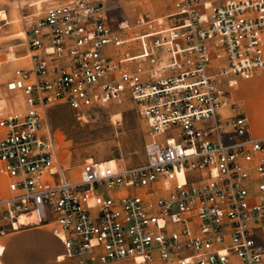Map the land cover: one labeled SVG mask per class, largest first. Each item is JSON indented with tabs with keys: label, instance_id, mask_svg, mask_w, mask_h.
Wrapping results in <instances>:
<instances>
[{
	"label": "built area",
	"instance_id": "1",
	"mask_svg": "<svg viewBox=\"0 0 264 264\" xmlns=\"http://www.w3.org/2000/svg\"><path fill=\"white\" fill-rule=\"evenodd\" d=\"M16 5L27 52L1 85L0 236L50 225L78 264H264V136L232 94L264 74V0H172L118 27L93 0ZM125 100L145 161L68 165L51 110Z\"/></svg>",
	"mask_w": 264,
	"mask_h": 264
},
{
	"label": "rangeland",
	"instance_id": "2",
	"mask_svg": "<svg viewBox=\"0 0 264 264\" xmlns=\"http://www.w3.org/2000/svg\"><path fill=\"white\" fill-rule=\"evenodd\" d=\"M93 1L104 6L114 27L126 22L133 24L140 13L151 15L152 18H163L172 10V0ZM16 7V0H0V61L3 63L0 74V115L11 110L14 103L12 95H7L3 90L2 83L15 68L26 64L22 57L27 50L17 37L20 22ZM2 12L7 14V20L1 19ZM10 53H14L16 59H9ZM51 119L54 127L61 132L62 155L68 165L78 168L91 159H120L127 165H139L146 159V125L130 100L95 108L84 119H78L76 113L66 106H57L51 110ZM14 242L17 247L16 258L22 264H54L50 259L58 250V245L47 231L34 230L16 235ZM109 264L137 263L124 260Z\"/></svg>",
	"mask_w": 264,
	"mask_h": 264
},
{
	"label": "crops",
	"instance_id": "3",
	"mask_svg": "<svg viewBox=\"0 0 264 264\" xmlns=\"http://www.w3.org/2000/svg\"><path fill=\"white\" fill-rule=\"evenodd\" d=\"M1 62V61H0ZM233 99L241 106V111L248 117L252 133L255 136H264V74L255 76L250 80H242L233 90ZM34 230H45L55 240L58 250L52 254L50 262L54 264L73 263L71 260H58L65 252L63 243L53 234L50 225L22 229L16 232L0 236V246L3 248L0 254L1 264H22L16 258L17 247L15 246L14 236Z\"/></svg>",
	"mask_w": 264,
	"mask_h": 264
},
{
	"label": "bare ground",
	"instance_id": "4",
	"mask_svg": "<svg viewBox=\"0 0 264 264\" xmlns=\"http://www.w3.org/2000/svg\"><path fill=\"white\" fill-rule=\"evenodd\" d=\"M1 15H2V18H1L2 20L8 19L7 14L2 12ZM8 58L9 59H16V55L14 53H10ZM116 117L118 118L119 114ZM2 251H3V248L0 246V254L2 253Z\"/></svg>",
	"mask_w": 264,
	"mask_h": 264
}]
</instances>
